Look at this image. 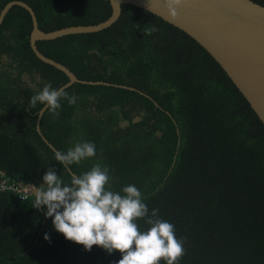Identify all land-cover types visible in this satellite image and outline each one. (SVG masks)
Segmentation results:
<instances>
[{
	"label": "trees",
	"instance_id": "obj_1",
	"mask_svg": "<svg viewBox=\"0 0 264 264\" xmlns=\"http://www.w3.org/2000/svg\"><path fill=\"white\" fill-rule=\"evenodd\" d=\"M13 1L32 9L44 33L94 26L111 15L106 0H0V12ZM251 1L264 7V0ZM153 26L158 30L145 34ZM31 31L30 15L17 6L0 26V171L42 186L49 168L68 182L100 163L109 169L112 190L135 185L149 213L158 209L175 226L185 248L179 264H264V127L205 50L129 5L103 31L37 42L43 56L79 81L109 84L65 89L76 104L62 99L59 116L45 111L39 136L43 106L29 108L31 96L45 83L61 88L69 80L37 59ZM42 137L55 151L92 142L96 155L65 169ZM33 201L0 196V264H116L121 258L65 240Z\"/></svg>",
	"mask_w": 264,
	"mask_h": 264
},
{
	"label": "clouds",
	"instance_id": "obj_2",
	"mask_svg": "<svg viewBox=\"0 0 264 264\" xmlns=\"http://www.w3.org/2000/svg\"><path fill=\"white\" fill-rule=\"evenodd\" d=\"M183 0H163L167 14L177 16V9ZM156 27L145 29L150 35ZM70 106L77 100L64 88L44 86L29 101V108L37 104L43 112L59 116L61 100ZM96 155L92 142H77L66 151H56L57 163L69 169L74 164ZM43 185L33 187V208L44 210L45 218H52L56 232L65 240L83 246L90 251L93 246L107 254L119 252L121 258L116 264H179L185 255L184 241L175 234V226L158 216V209L149 213L141 191L132 184L120 191L112 190V177L106 166L94 164L82 174H71L68 182L58 176L53 168L46 170ZM144 220L149 227L141 230L137 221ZM48 240V234L44 235Z\"/></svg>",
	"mask_w": 264,
	"mask_h": 264
},
{
	"label": "water",
	"instance_id": "obj_3",
	"mask_svg": "<svg viewBox=\"0 0 264 264\" xmlns=\"http://www.w3.org/2000/svg\"><path fill=\"white\" fill-rule=\"evenodd\" d=\"M111 7L110 17L94 26L68 27L44 33L38 28L32 9L13 1L0 12V26L13 7L25 9L31 17L30 48L41 62L61 71L68 78L63 87L74 83L109 86L102 82L79 81L67 68L43 56L36 47L40 41H51L68 35L98 33L109 28L119 18L121 6L129 5L144 10L193 39L219 65L264 127V7L251 0H183L177 16L170 17L163 0H106ZM135 91L124 86H114ZM44 113V112H43ZM43 115V114H42ZM36 130L42 136L39 125ZM51 150L54 148L42 137Z\"/></svg>",
	"mask_w": 264,
	"mask_h": 264
},
{
	"label": "built area",
	"instance_id": "obj_4",
	"mask_svg": "<svg viewBox=\"0 0 264 264\" xmlns=\"http://www.w3.org/2000/svg\"><path fill=\"white\" fill-rule=\"evenodd\" d=\"M33 187L27 182L12 181L3 171H0V196L8 194L20 202H28L34 198Z\"/></svg>",
	"mask_w": 264,
	"mask_h": 264
},
{
	"label": "flooded vegetation",
	"instance_id": "obj_5",
	"mask_svg": "<svg viewBox=\"0 0 264 264\" xmlns=\"http://www.w3.org/2000/svg\"><path fill=\"white\" fill-rule=\"evenodd\" d=\"M126 125V123H124Z\"/></svg>",
	"mask_w": 264,
	"mask_h": 264
}]
</instances>
